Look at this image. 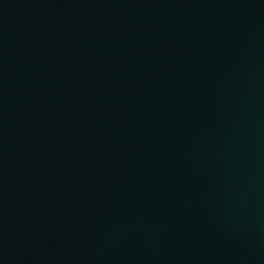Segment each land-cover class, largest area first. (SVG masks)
<instances>
[{
  "label": "water",
  "instance_id": "water-1",
  "mask_svg": "<svg viewBox=\"0 0 264 264\" xmlns=\"http://www.w3.org/2000/svg\"><path fill=\"white\" fill-rule=\"evenodd\" d=\"M0 264H264V0H0Z\"/></svg>",
  "mask_w": 264,
  "mask_h": 264
}]
</instances>
